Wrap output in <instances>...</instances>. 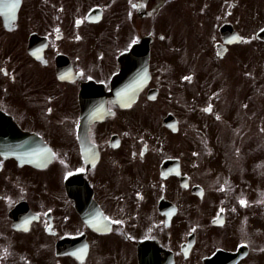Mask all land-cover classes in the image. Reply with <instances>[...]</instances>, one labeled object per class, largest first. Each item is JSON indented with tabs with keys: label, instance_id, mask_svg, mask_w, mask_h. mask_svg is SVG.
Here are the masks:
<instances>
[{
	"label": "flooded vegetation",
	"instance_id": "1",
	"mask_svg": "<svg viewBox=\"0 0 264 264\" xmlns=\"http://www.w3.org/2000/svg\"><path fill=\"white\" fill-rule=\"evenodd\" d=\"M40 1L21 6L11 30L0 20V114L51 155L0 153V264H140L143 252L153 264H204L218 251L238 258L213 264H264V180L232 173L223 146L243 137V103L259 89L234 98L217 71L249 42L226 40L242 37L233 15L248 0H128V28L112 33L104 2ZM162 9L155 23L169 27L154 31ZM143 38L149 77L126 100L112 83L118 58ZM182 41L209 45L211 60L160 70L154 46Z\"/></svg>",
	"mask_w": 264,
	"mask_h": 264
},
{
	"label": "rangeland",
	"instance_id": "2",
	"mask_svg": "<svg viewBox=\"0 0 264 264\" xmlns=\"http://www.w3.org/2000/svg\"><path fill=\"white\" fill-rule=\"evenodd\" d=\"M100 1L104 2L103 26L108 28V32L112 33L117 26L128 28L126 14L129 8L128 0H98L97 2ZM37 2L40 5L43 4L39 0H24V10H33ZM117 7L121 8L118 10ZM161 15L169 14L167 10L162 9V12L158 10L152 15L151 25L154 31H161L169 27L166 22L167 17L155 23ZM233 17L242 37L250 42L232 48L230 61L222 66L221 70H217L224 74V81L220 86H223L224 92L232 90L234 98L236 96L234 91L237 87L246 88L244 99L252 94L254 91L251 90L252 88L259 89V92L253 94V100L251 96V100L243 103L245 106L242 132H239V128L236 132L237 134L239 132L243 137L230 134L226 141L223 139V146L230 158L231 168L233 164L235 169L232 168V173L240 171L245 178H252L256 177L253 171H257L260 180H264V43L254 39L255 33L264 27V0H248L247 8L240 12L234 11ZM173 22L177 24L178 21L175 19ZM173 32L180 34L181 28L179 30L173 28ZM252 38L253 40H251ZM154 51L155 65H158V68L166 73L198 69L205 66L204 62L211 60L210 56L213 55L209 45L203 48L192 41L163 45L158 43L154 46ZM256 121L259 123L257 129ZM256 167L262 169L256 170ZM260 211V224L264 225V202H262Z\"/></svg>",
	"mask_w": 264,
	"mask_h": 264
},
{
	"label": "water",
	"instance_id": "3",
	"mask_svg": "<svg viewBox=\"0 0 264 264\" xmlns=\"http://www.w3.org/2000/svg\"><path fill=\"white\" fill-rule=\"evenodd\" d=\"M19 5L20 0H0V16L5 24L15 19ZM257 36L264 40V30L260 31ZM233 41L236 40L233 39ZM147 54V44L142 43L134 47L130 53L123 55L120 60L123 78H128L132 73H147Z\"/></svg>",
	"mask_w": 264,
	"mask_h": 264
}]
</instances>
